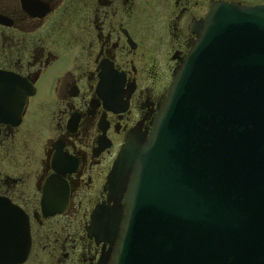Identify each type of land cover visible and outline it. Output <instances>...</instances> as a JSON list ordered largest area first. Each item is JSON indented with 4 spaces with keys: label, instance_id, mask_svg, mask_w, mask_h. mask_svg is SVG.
Here are the masks:
<instances>
[{
    "label": "flooded vegetation",
    "instance_id": "flooded-vegetation-1",
    "mask_svg": "<svg viewBox=\"0 0 264 264\" xmlns=\"http://www.w3.org/2000/svg\"><path fill=\"white\" fill-rule=\"evenodd\" d=\"M211 1L0 0V197L26 216L23 263L109 259L92 215L117 226L124 190L106 176L125 136L146 140Z\"/></svg>",
    "mask_w": 264,
    "mask_h": 264
},
{
    "label": "water",
    "instance_id": "water-1",
    "mask_svg": "<svg viewBox=\"0 0 264 264\" xmlns=\"http://www.w3.org/2000/svg\"><path fill=\"white\" fill-rule=\"evenodd\" d=\"M194 30L152 131L112 162L123 214L115 226L96 207L116 244L89 264H264V3L213 0ZM28 248L25 215L0 197V264Z\"/></svg>",
    "mask_w": 264,
    "mask_h": 264
},
{
    "label": "rangeland",
    "instance_id": "rangeland-1",
    "mask_svg": "<svg viewBox=\"0 0 264 264\" xmlns=\"http://www.w3.org/2000/svg\"><path fill=\"white\" fill-rule=\"evenodd\" d=\"M234 1H238V2H242V3H246V4H250V3H264V0H234ZM20 264H36L35 262H33L32 260H27L25 263H20Z\"/></svg>",
    "mask_w": 264,
    "mask_h": 264
}]
</instances>
